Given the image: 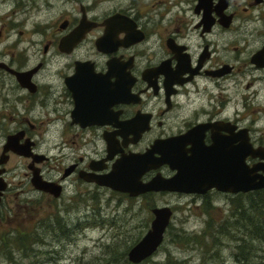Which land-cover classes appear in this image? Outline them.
I'll list each match as a JSON object with an SVG mask.
<instances>
[{
  "label": "flooded vegetation",
  "instance_id": "af4514ba",
  "mask_svg": "<svg viewBox=\"0 0 264 264\" xmlns=\"http://www.w3.org/2000/svg\"><path fill=\"white\" fill-rule=\"evenodd\" d=\"M186 156L204 192L90 180L172 178ZM231 157L264 174V0H0V231L22 230L24 159L52 204L93 185L211 207L248 193L223 190Z\"/></svg>",
  "mask_w": 264,
  "mask_h": 264
},
{
  "label": "rangeland",
  "instance_id": "374dc122",
  "mask_svg": "<svg viewBox=\"0 0 264 264\" xmlns=\"http://www.w3.org/2000/svg\"><path fill=\"white\" fill-rule=\"evenodd\" d=\"M33 112L44 115V126L53 117L46 108ZM23 161L17 177L24 181L23 226L17 236L0 231V264H132L128 253L149 230L151 208L163 205L173 209L164 241L140 264H238L236 230L224 236L217 231L218 224L235 219V195L230 203L208 207L187 194L129 197L106 187L71 185L52 204L22 175ZM262 248L256 254L259 264H264Z\"/></svg>",
  "mask_w": 264,
  "mask_h": 264
},
{
  "label": "water",
  "instance_id": "95a60500",
  "mask_svg": "<svg viewBox=\"0 0 264 264\" xmlns=\"http://www.w3.org/2000/svg\"><path fill=\"white\" fill-rule=\"evenodd\" d=\"M191 159L192 156H186L184 160L189 167H185V164L184 166L174 165V167L178 169V173L172 178L157 176L148 183L139 181V177L143 170L136 171V169H134L129 172H122L121 163L117 165L109 175L98 176L90 180H95L101 185L108 186L113 190L126 192L131 196H138L148 191L160 190L171 192L180 191L184 193L204 192L206 189H200L201 181L197 178V173L194 171L192 173L193 168ZM231 160V165L226 167V179L225 175H222L223 181L226 180L227 182V186L226 188L223 187V190L231 191L232 193H246L264 188V174L256 173L255 169L245 165L244 160L234 157H231ZM200 176H202L201 172ZM33 184L39 190L53 192L56 197L61 195V187H56L48 181H41L38 176L33 178ZM152 212L154 217L151 221L149 230L128 253V259L132 263L139 264L152 256L164 241L165 233L171 222L173 210L168 205L156 206L152 208Z\"/></svg>",
  "mask_w": 264,
  "mask_h": 264
},
{
  "label": "trees",
  "instance_id": "16d2710c",
  "mask_svg": "<svg viewBox=\"0 0 264 264\" xmlns=\"http://www.w3.org/2000/svg\"><path fill=\"white\" fill-rule=\"evenodd\" d=\"M244 197H248V200L245 201ZM233 200L239 201L237 203L233 201L232 215L235 219L233 218L232 221L226 219L218 224L217 231L224 236L227 232L236 230L239 242L236 260L238 264H259L256 254L258 251H263L262 245H264V189L239 194Z\"/></svg>",
  "mask_w": 264,
  "mask_h": 264
}]
</instances>
